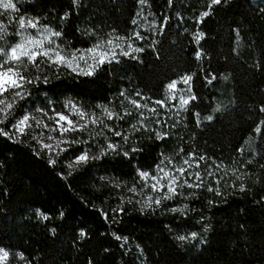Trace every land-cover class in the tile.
I'll list each match as a JSON object with an SVG mask.
<instances>
[{
	"label": "trees",
	"instance_id": "16d2710c",
	"mask_svg": "<svg viewBox=\"0 0 264 264\" xmlns=\"http://www.w3.org/2000/svg\"><path fill=\"white\" fill-rule=\"evenodd\" d=\"M13 2L18 11L0 16L5 49L16 42L22 16L61 32L54 39L68 50L139 32L143 38L130 42L144 51L118 54L91 76L47 63L41 72L30 66L33 77L48 81L26 85L29 94L17 101L5 130L27 112H62L71 102L101 116L122 136L90 125L103 134L72 132L69 141L89 143L67 144L66 152L52 156L27 134L19 142L0 136V248L18 255L21 264H264V0ZM199 33L203 38L197 42ZM184 75H193L188 94L196 99L177 115L168 113L155 101H165L167 84ZM131 100L148 108L136 109ZM97 105L123 119L108 120ZM141 111L146 129L134 131ZM156 131L168 138L158 140ZM105 137L118 145L116 152L73 163L89 147L98 154ZM180 148L184 152L177 155ZM190 152L206 157L199 169H190L201 172L204 186H185L160 207L142 208L137 201L161 193L141 194L138 170L154 175L164 157L182 166ZM50 158L57 162L50 164ZM209 170L213 177L206 175ZM208 184L214 191H207ZM185 204L183 212L171 211Z\"/></svg>",
	"mask_w": 264,
	"mask_h": 264
},
{
	"label": "snow or ice",
	"instance_id": "6c2138e0",
	"mask_svg": "<svg viewBox=\"0 0 264 264\" xmlns=\"http://www.w3.org/2000/svg\"><path fill=\"white\" fill-rule=\"evenodd\" d=\"M139 4L144 5L145 0H138ZM172 0H169L171 4ZM221 0H212L213 4H219ZM0 9H3V12H0V16H3L9 12H17V4L13 0H0ZM208 12L201 14V20L204 16H207ZM167 21H165L166 23ZM38 21H33L31 19L25 20L22 16L18 18L16 36L19 37L18 42L9 46L6 50L4 47H0V125H4L10 120L13 116L14 108L18 100H23L29 94L26 85H33L38 82H41V76L36 75L33 77L29 68H34L37 72L42 71V65L50 64L55 67H67L70 68L73 72H77L80 75L91 76L94 74L96 68L104 65L105 63H110L117 60L118 54L120 56H131L134 52H143L144 49L140 47H134L130 42L132 39H142L143 37L139 32H134L133 36L124 37L119 35H112L107 40H101L95 43L92 47L87 49H75L73 51H65L59 46L54 38L61 37V32L53 31L51 28L39 27ZM132 24L136 25L137 20L133 19ZM29 29L35 30V35L29 32ZM6 30L4 25H0V40L3 39V36L6 35ZM203 38V33H199L196 37L197 42ZM124 44H127V50L124 48ZM119 50V52H118ZM39 58V60H38ZM197 59L200 58V53H197ZM83 62L84 67L81 66ZM194 75V74H193ZM193 75H184L181 76L179 80H172L167 84L168 98L171 100L177 99V93L183 91V89H178V84L183 83L188 86V91H191V81ZM215 77H211L208 80V83H211ZM48 78L44 76L42 82L47 83ZM7 94V95H6ZM123 96L124 94L121 93ZM137 96L140 97L141 94L137 93ZM142 98V97H141ZM195 96H189L185 98L184 96H179V106L181 109H185L189 105L190 101H194ZM131 104L134 105L136 109H147V104L141 105L138 100H131ZM155 104L159 105L161 108L165 107V102L163 100L155 101ZM69 108L70 115L78 117L77 120L69 118V115L57 112L55 116L48 117L49 120L54 121L55 127H51L49 124L44 123L43 120L37 119L36 117H30L29 115H23L21 118L15 119L14 122L9 124L8 131H5L3 127H0V136L8 137L10 139H15L16 142H19V137L25 136L28 134V130L32 128L30 120H34L37 127H42L47 129L50 133L59 131L60 139H56L52 135L44 136L41 132L38 136L33 135V140L40 144L41 150L46 149L49 154L55 153L59 155L60 152H66L68 149L61 147V145L67 144H80V143H89L87 139L81 141L78 139H73L71 141L63 139L64 135L69 132H89L90 137L95 138L101 136L103 133L96 131L95 129L90 128V125H100L104 128H107L109 132L112 133L115 137H121L122 133L115 130V128L108 127L104 123V119L101 116H97L95 113H88L84 109L78 107L75 104L69 102V105H66ZM98 108H101L104 116L108 120L123 119V116H119L114 113L113 110L109 109L105 105H97ZM148 111L153 114L157 113L156 108L148 109ZM264 112V108L261 109ZM47 115V113H45ZM125 116L131 115L130 112H125ZM199 115L198 113L196 114ZM140 127L133 125L134 131H140L141 128L146 129L144 121L148 119L143 111L139 113ZM207 120H212V116L206 117ZM159 123V121H157ZM174 127V125H173ZM261 131L260 128L256 129ZM156 138L158 140H165L168 138L167 133H162L159 131L155 132ZM55 141L52 143H45L44 141ZM123 140L128 142L129 137L123 135ZM106 145V146H105ZM105 145H101L99 148L98 154H93L91 152V147L84 150L80 155L75 158L74 164L79 165L82 163H87L90 159H100L101 157L108 154L109 151L116 152L117 144H114L110 141L109 138L105 137ZM59 149V152H57ZM133 152L136 151L135 148L132 149ZM184 149L180 148L177 155L183 153ZM125 156H128V152H124ZM206 160L205 156H198L194 152L187 154V158H183V165L176 167L173 164V161L168 157H164L159 164L155 166V175H152L149 171H140L138 170L139 179L144 183L141 185V194H143L144 189H150L151 193H161L156 195L155 198L153 195L149 194L146 196V199L142 201H137L141 203L142 208H151L153 204L157 207H160L162 201L172 200L179 197L182 192L181 190L187 186L188 188H201L205 184L204 178H202L200 171H190L193 167L199 169L200 162ZM57 161L55 159H49L50 164H55ZM167 162V164L165 163ZM168 165H172L171 168ZM73 164H69L68 167H73ZM187 166V167H185ZM220 167V165H217ZM187 174V175H186ZM206 175L208 177H213L215 173L211 170L207 171ZM239 178V177H238ZM101 179H104L103 177ZM220 179L215 180L216 184L220 183ZM192 181L191 183L189 181ZM182 181V182H181ZM166 189V191H165ZM241 190H244L241 187ZM130 192L136 193L137 188L132 187L129 189ZM207 191H214L211 184H208ZM217 195L220 194L219 189H215ZM188 205L185 204L183 208H172L173 212H183L184 209H187ZM38 215H42L43 219L47 220L49 217L43 215L39 210ZM123 211V209H121ZM63 215V213H61ZM84 233L81 232V236ZM192 237H196V233L193 232ZM116 239H121L120 236H116ZM180 240H185L186 237H178ZM9 252L3 248H0V264L9 259Z\"/></svg>",
	"mask_w": 264,
	"mask_h": 264
},
{
	"label": "rangeland",
	"instance_id": "374dc122",
	"mask_svg": "<svg viewBox=\"0 0 264 264\" xmlns=\"http://www.w3.org/2000/svg\"><path fill=\"white\" fill-rule=\"evenodd\" d=\"M27 21V20H26ZM39 26V25H38ZM39 27H41V26H39ZM29 32H31L33 35H35V30H32V29H29ZM18 40H19V37L17 38V40H16V42H18ZM16 42H14V43H16ZM13 43V44H14ZM12 45V44H11ZM10 46V45H9ZM9 46L6 48V50L9 48ZM60 46V45H59ZM0 47H3V46H1L0 45ZM61 48H63L62 46H60ZM124 48H125V50H127V44H124ZM65 51H73L72 49L71 50H68V49H65V48H63ZM118 52H119V50H118ZM81 66L82 67H84V65H83V62H81ZM67 68V67H66ZM67 69H69L70 71H72L70 68H67ZM73 72V71H72ZM77 73V72H76ZM181 77V76H180ZM180 77H178L177 79H175V80H179L180 79ZM178 89H183V91H179L178 93H177V99H175V100H171V99H169L168 98V90H167V98H166V100L164 101L165 102V107H162L161 109H163L164 111L166 110V112H168V110H170L168 113H175L176 115L179 113V111H180V106H179V96H184L185 98H188L189 97V94H188V86L187 85H184L183 83H180V84H178ZM7 95V94H6ZM69 105V104H68ZM217 107L219 106V104L217 103V105H216ZM45 113H47V112H42V113H40V111L39 112H37V113H31V112H27L25 115H29L30 117H36L37 119H41V120H43L44 121V123H46V124H49L51 127H55V124H54V121H52V120H49L48 119V117H50V116H55L56 115V113L57 112H53V113H47V115H45ZM60 113H63V114H65V115H69V118L70 119H73V120H77L78 119V117H76V116H73V115H70V112H69V108L68 107H66L65 106V108H64V110L62 111V112H60ZM30 123L32 124V128L31 129H29L28 130V134L27 135H29L30 137H31V139L33 140V135H39L41 132H43V134H44V136L45 137H47L48 135H52L53 137H55L56 139H60L61 137H60V133H59V131H56V132H49L47 129H44V128H42V127H37L36 126V124H35V121L34 120H30ZM0 127H2V125H0ZM8 128H9V126H8ZM8 128H7V130H5V131H8ZM70 133H72V132H69V133H66L65 135H64V137H63V139H67V140H69V134ZM34 142L40 147V144H38L35 140H34ZM45 143H52V144H54L55 143V141L53 140V141H48V140H45L44 141ZM67 145H61V147H66ZM41 148V147H40ZM44 151H45V153L47 154V155H50L49 154V152L46 150V149H44ZM57 152H59V149H57ZM52 155H55V153H53V154H51L50 156H52ZM74 161H75V159H73V163H74ZM155 175V174H154ZM165 191H166V189H165ZM158 194V193H157ZM9 252V259H8V261H6V262H4V264H18V263H20L21 264V258L18 256V255H14L13 253H11L10 251H8ZM23 264V263H22Z\"/></svg>",
	"mask_w": 264,
	"mask_h": 264
}]
</instances>
